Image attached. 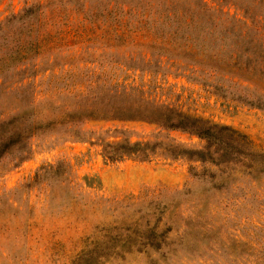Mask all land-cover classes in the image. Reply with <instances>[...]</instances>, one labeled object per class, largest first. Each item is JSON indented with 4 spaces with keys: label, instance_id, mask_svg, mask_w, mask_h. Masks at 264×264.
I'll return each instance as SVG.
<instances>
[{
    "label": "rangeland",
    "instance_id": "374dc122",
    "mask_svg": "<svg viewBox=\"0 0 264 264\" xmlns=\"http://www.w3.org/2000/svg\"><path fill=\"white\" fill-rule=\"evenodd\" d=\"M48 1L0 0V22ZM202 2L235 18L219 23L230 40L217 55L189 54L178 18L152 23L133 46L114 38L45 41L30 60L32 75L2 83L0 120L17 116L0 128V137L10 134L1 142L12 141L0 154V264H264V167L252 170L244 158L248 149L264 152V101L259 108L244 100H264V0ZM62 4L48 34L72 28L82 11ZM89 4L88 15L105 6ZM155 4L180 14L195 1ZM43 12L55 22L52 7ZM115 84L130 91L127 104L148 101V119L97 118L91 97ZM166 110L227 126L237 137L224 139L230 145L222 149L155 123L173 115ZM31 116L37 126L20 142ZM126 142L136 144L131 156H102L126 150ZM150 230L156 238L143 239Z\"/></svg>",
    "mask_w": 264,
    "mask_h": 264
},
{
    "label": "trees",
    "instance_id": "16d2710c",
    "mask_svg": "<svg viewBox=\"0 0 264 264\" xmlns=\"http://www.w3.org/2000/svg\"><path fill=\"white\" fill-rule=\"evenodd\" d=\"M64 1L68 2L70 5L71 3L80 5L82 11L74 16L75 23H72V28L69 27L64 30H59L58 33L54 35L48 34V32L45 31L46 24L51 25L53 23L56 25L59 22L60 16L58 15L60 13L59 10H62L63 0H49L46 4L37 3L29 5L18 13L8 15L0 22V88H2V83L7 79L18 82L23 80L26 76L32 75L34 71L32 70L33 66L29 64L30 60L39 54L41 50L40 47L45 41L52 44L56 42L61 43L65 36H70L79 43L89 44L93 42L94 38L102 42L114 38L120 40V43L124 44L131 40L133 46L137 45V40L135 39L136 42L133 40L134 37L136 36L138 39V37H141L142 33L148 32L149 30L147 28L152 23L164 22L168 26L169 22H173L174 19L177 20L180 18V40H183V46L186 48L185 50L191 55H199L200 53L217 55L219 50H221V48L224 49L230 40V30L225 27L222 29L219 28V23H222L224 20L235 21V18L230 17L229 14L207 7L202 0H194V7H187L185 4L181 5L180 14H170L166 9L161 10L156 6L155 0H103L105 2L103 10L99 9L100 11L95 15L86 14L88 10L87 7H91L89 0ZM100 1L102 0H98V2ZM47 7H52V15L55 22H52L51 16L50 18L44 16L43 11L46 10ZM203 13L215 14L219 19L216 21L211 20L208 17H203ZM237 21L245 26L246 32L252 29L250 25H247L243 20L237 19ZM130 34L132 35L130 36ZM45 38L47 40H45ZM263 42L264 38H259V44ZM134 56L138 60L149 62L148 58L142 54ZM124 57L131 58L132 55L129 54ZM193 71L195 70L192 69L191 72ZM6 91L9 92L8 89ZM130 96V91H128L123 84L109 86L101 98L95 93L91 97V103L95 105L96 109L99 108V111H101H97V118H147L148 116L146 117L145 115H149L148 111H150L147 107L148 101L139 97L136 100V104H127L124 99ZM244 100L256 107H263L261 102L264 100L259 94H253L252 98H244ZM150 107L153 109L156 108V106ZM166 111L173 112L170 110ZM16 116L17 112L14 111L11 112L10 118L0 120V128L4 126V124L12 125ZM27 119L26 126H23L21 131L27 130L23 132L25 134L22 135L20 142L22 139L30 137L32 135L30 131L37 126L36 124L33 126L32 123L31 125L29 124L33 119L32 116L30 118L27 117ZM152 121L154 122V120ZM155 123H160V125L166 128H178L190 131L196 136L206 140H214L222 144V149H226L230 145L227 140L224 139L234 140V137H237L236 133L227 126L204 121L199 117L194 118L188 115H181L178 112H173L172 116L166 115L161 118V120H155ZM38 124L41 125V123ZM41 126L44 127L46 125L42 124ZM9 135L10 134H3V137H8ZM3 137H0V154L5 149L3 148L4 145L12 143L11 139L1 142ZM241 143L243 144V142ZM108 145L109 144H106V146ZM126 145V150L121 152H103L102 156L109 161L129 157L136 151L133 148L136 144L126 142ZM18 149L21 151V158L24 157L22 153L26 154L28 151V147H25L23 144L20 145ZM244 158L249 161V167L252 170L262 169V166L264 167V152H255L248 149L244 153ZM51 167V165L40 167L33 178H43L45 174L52 169ZM21 185L24 186L25 184L22 183ZM155 238L156 235L151 230L143 237V239L150 240ZM126 240L127 237L122 240V243H125Z\"/></svg>",
    "mask_w": 264,
    "mask_h": 264
}]
</instances>
